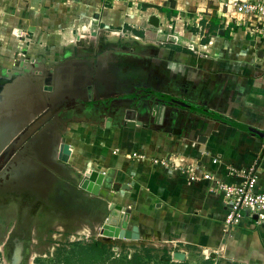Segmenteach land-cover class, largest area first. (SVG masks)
<instances>
[{"label":"crops","instance_id":"crops-1","mask_svg":"<svg viewBox=\"0 0 264 264\" xmlns=\"http://www.w3.org/2000/svg\"><path fill=\"white\" fill-rule=\"evenodd\" d=\"M163 9L179 12L181 19L173 22ZM188 15L194 17L190 27ZM152 16L159 27L150 23ZM212 18L225 30L234 28L230 38L218 33L203 44L201 21ZM261 31L260 24L225 9L221 0H0V53L10 56L5 79L23 77L51 87L46 109L64 103L66 85L76 88L71 99H82V91L88 102L109 106L107 115L92 117L95 125L67 120L69 165L85 174L104 173L102 198L132 212L141 242H158L170 257L175 244H183L178 251L186 253L188 264L192 253L201 252L219 253L231 264H264V224L245 214L229 229L227 201L214 183L192 182L185 170L234 183L229 168L243 171L256 164L264 191V139L235 125L264 132ZM139 87L229 121L174 108L164 123L154 117L152 127H129L126 114L146 123L154 112L150 102L136 101ZM64 110L42 126L58 122ZM109 117L111 127L105 126ZM133 152L145 159L131 157ZM154 158H168L177 170L154 165ZM118 183L132 190H115Z\"/></svg>","mask_w":264,"mask_h":264},{"label":"rangeland","instance_id":"rangeland-1","mask_svg":"<svg viewBox=\"0 0 264 264\" xmlns=\"http://www.w3.org/2000/svg\"><path fill=\"white\" fill-rule=\"evenodd\" d=\"M88 49L92 50L90 47ZM96 54L99 57L101 53ZM9 57L0 53V264H11L15 258L19 264H66L73 250L79 252L83 246L88 247L95 240L107 246L109 259L129 262L138 256L146 264H164L161 259L170 257L169 250L159 247L157 241L147 245L141 241L125 244L122 240L101 235L110 204L102 198L101 193L94 195L83 190L81 183L84 176L78 172L85 173L77 165L70 166V160L68 164L62 163L58 151L49 149L59 142L55 135L46 133L54 129L55 122L45 126L48 127L43 133L46 136H42L41 141L49 139L47 143L34 139V142L30 140L25 143L30 137V131H26L16 146L4 153L19 132L25 131V127L47 108L51 100L45 89L36 82L17 76L11 80L5 79L10 74L8 61H5ZM12 59L15 60V57ZM64 88L66 108L73 103L71 97L67 96L76 88L68 85ZM78 96L84 103H90L85 102L82 91ZM72 115L71 112L63 113L61 119ZM78 121L95 125L88 118H79ZM133 221L136 223L135 219ZM175 247L177 251L186 248L183 244ZM192 255L194 259L189 264H205L207 261L229 264L227 262L230 261L221 258L219 253ZM150 256L151 260L148 259Z\"/></svg>","mask_w":264,"mask_h":264},{"label":"built area","instance_id":"built-area-1","mask_svg":"<svg viewBox=\"0 0 264 264\" xmlns=\"http://www.w3.org/2000/svg\"><path fill=\"white\" fill-rule=\"evenodd\" d=\"M221 3L227 10L250 17L262 26L261 32L264 33V0H221ZM127 35L129 37V33L123 36L127 37ZM130 155L138 160L145 159L144 155L135 152ZM216 162L217 160H214V163ZM152 163L166 169L177 170L168 158H154ZM185 170L189 173L192 182L206 180L214 183V188L227 201L225 224L229 229L238 227L245 214L254 219L258 225L264 224V191L260 189L259 169L256 164L243 171L229 168L228 175L236 179L234 183L224 182L212 173L196 172L191 167H186ZM78 173L84 176L82 173ZM175 246H178L177 243Z\"/></svg>","mask_w":264,"mask_h":264},{"label":"water","instance_id":"water-1","mask_svg":"<svg viewBox=\"0 0 264 264\" xmlns=\"http://www.w3.org/2000/svg\"><path fill=\"white\" fill-rule=\"evenodd\" d=\"M150 23L155 26V27H159V20L156 16H152L150 18ZM219 35L224 36L225 35V31L224 30H219ZM52 91L53 89L51 87H45V91ZM145 99H149L147 96L145 97ZM159 103H156L155 105L153 103H151V106L154 108V112L152 114V118L150 121L143 123L140 120H137L134 117H130L126 114L125 117V121L126 124L129 127H136V126H146L149 125L150 127L153 126L154 124V120L155 118H159L161 123H164V120L166 117H168V112L166 110V105L172 107L174 104V100L172 101H164L163 99H159ZM160 104V105H158ZM162 104V105H161ZM180 105V102L176 103L175 105ZM182 107H186L191 109L192 111H200L199 108L197 107H192L188 104L185 103H181ZM64 108V103L62 104H57V106L53 107V106H48V109H46L44 111V113H42L38 118L34 119L32 121V123L30 124V126L26 129H30L31 130V134L36 132L44 123L49 122V120L52 119V116H56L58 117L59 113L62 111V109ZM52 111V114H50L49 112ZM158 111H161V113L159 114ZM204 111V110H202ZM205 112V111H204ZM207 113V112H205ZM159 114V115H158ZM155 117V118H154ZM214 118L216 119H220V117L215 116ZM177 120H173L172 122L176 123ZM37 127L35 129H33V126ZM237 126H240L241 128H244L246 130H250L253 131L254 133H256L259 137L264 139V132L262 131H257L252 129L251 127H247V126H242L239 124H235ZM107 127H111L112 126V117H109L107 119V123H106ZM23 132V131H22ZM20 133L18 135V137H16V139H14V141L8 145L6 147V149L4 150V153L9 152V150L11 148H13L14 146L17 145V140L18 138L22 137L23 133ZM71 148L70 146L65 143V140L63 139L62 144L60 145V150H59V156L61 161L64 164H68L69 160H70V156H71ZM104 173H101L99 171H91L87 174L84 175V178L82 180L81 183V188L85 191H87L88 193L94 194V195H99L100 194V190L102 188L103 185V181H104ZM115 190H128L131 191L132 188L130 185L128 184H115L114 186ZM101 235L105 236V237H110V238H114V239H118V240H122V241H129V242H139L142 240L141 237V233H140V227L134 223L131 219V213L127 212L123 206L121 205H116L114 203H110L109 205V213H108V217L106 222L102 225L101 231H100ZM187 255L185 252L183 251H176L173 253L172 259L175 262H184L186 261ZM229 263V262H227ZM11 264H19V261L15 260L13 261V263ZM230 264V263H229Z\"/></svg>","mask_w":264,"mask_h":264},{"label":"flooded vegetation","instance_id":"flooded-vegetation-1","mask_svg":"<svg viewBox=\"0 0 264 264\" xmlns=\"http://www.w3.org/2000/svg\"><path fill=\"white\" fill-rule=\"evenodd\" d=\"M86 87V89L87 88H89V86H85ZM82 89H84V87H82L81 88V90ZM136 101L137 102H139V101H142L143 99L144 100H146V101H148V102H150V103H153L154 105L156 104V103H159L160 101H159V99L161 98V99H163L164 101H172V100H174V105L172 106V107H170V106H168V105H166L165 107H166V110H167V112H171V111H173L174 110V108H177V109H181V110H191V109H189V108H184V107H182L181 106V103H184V102H182V101H179V100H175V99H173V98H167V97H162L161 95H157V94H155V93H153L152 91H150V90H144V89H142V88H137V92H136ZM148 97L149 99H145V97ZM78 98V97H77ZM77 98H73V99H70V101H73V105L70 103V104H68L67 105V107L65 108V110L60 114L61 116L63 115V113H68V112H71L73 115H72V117H69V116H67V117H65L64 119H61V116H60V120L58 121V122H55V126H54V129L51 131V130H49L48 132H46L47 134H50V133H52L53 135H55L57 138H58V140H59V142H56V145H52V146H50V148L49 149H51V148H53L54 150H57L58 152L57 153H59V150H60V145L62 144V143H60L61 141H62V139H63V131L65 130V124H66V122H67V120H69L70 118H74V119H79V118H84V119H86V118H90V119H93L92 117H96V116H100V115H102V117H103V115L104 114H106L107 115V113H109L110 112V109H109V106H106V105H98V103L97 102H93L92 104L91 103H88V104H86V103H84V100L83 99H77ZM84 98H86V97H84ZM88 100H86L85 102H87ZM178 102H180V105H175L176 103H178ZM96 104V105H95ZM114 105H117V101H115L114 102ZM54 107V106H53ZM42 113H44V111L42 112ZM41 113V114H42ZM50 114H52V111H50L49 112ZM41 114H39L38 116H36V118H38ZM77 115H80V116H77ZM35 118V119H36ZM103 119V118H102ZM34 120V119H33ZM32 120V121H33ZM32 121L28 124V126H26L25 127V129H27L29 126H30V124L32 123ZM98 122V121H97ZM103 122H105V121H99L98 123H103ZM107 123V122H106ZM37 125L38 124H36V126H33L32 128L33 129H35L36 127H37ZM106 126V125H105ZM52 127V126H51ZM46 128H48V127H46ZM46 128H45V126H41L36 132H34V133H32L31 134V130L30 129H28V130H22V131H20L19 132V134L22 132L23 134V136H24V134L26 133V131H30V137H29V140H27V141H25V143H28L30 140L32 141V142H34V140L36 141V142H43V144H44V142H48L49 141V139H48V141H41L42 140V136H46L45 134H43L44 133V131L46 130ZM18 134V135H19ZM18 135L16 136V137H18ZM23 136L22 137H20V138H18V140H17V143H18V141H19V139H21V138H23ZM16 137L14 138V139H16ZM34 139V140H33ZM52 144V143H51ZM42 149H43V147H42ZM11 150V149H10ZM9 150V151H10ZM60 157V156H59ZM63 163V162H62Z\"/></svg>","mask_w":264,"mask_h":264},{"label":"trees","instance_id":"trees-1","mask_svg":"<svg viewBox=\"0 0 264 264\" xmlns=\"http://www.w3.org/2000/svg\"><path fill=\"white\" fill-rule=\"evenodd\" d=\"M163 12H165L166 15H169L170 19L174 17V19H172L173 22L181 19V15L179 12L170 11L168 9H163ZM193 19L194 17L192 15L191 16L188 15L186 23L188 24L189 27H190V21H192ZM201 23L205 30V34L202 39L203 44L208 43L210 40V37L217 36L219 33V30L224 29V26H225L223 22H221L220 20H217L216 18H212L208 22L206 20H202ZM229 29L230 28H227L225 30L226 38H230ZM195 31L196 30H193V32ZM199 109L200 111H197L196 113L202 114L204 116L214 118L217 115L211 111H207L202 108H199ZM202 110H204L207 113H205ZM219 120L229 121L228 119H225L224 117L222 118L220 117ZM107 259L109 260L108 264H146V261H144L141 257H138V256H136L135 259L129 262L123 259H109V251L107 250V246L101 243L100 241H96V240L93 241L92 244L89 245L88 247L83 246L79 252L76 250H73L70 257L66 259V264H105V261ZM148 259L151 260L152 257L150 256L148 257ZM161 260L164 264H187L185 262L174 263L172 262V258L169 256ZM205 264H213V261H207Z\"/></svg>","mask_w":264,"mask_h":264},{"label":"bare ground","instance_id":"bare-ground-1","mask_svg":"<svg viewBox=\"0 0 264 264\" xmlns=\"http://www.w3.org/2000/svg\"><path fill=\"white\" fill-rule=\"evenodd\" d=\"M138 40V39H137Z\"/></svg>","mask_w":264,"mask_h":264}]
</instances>
